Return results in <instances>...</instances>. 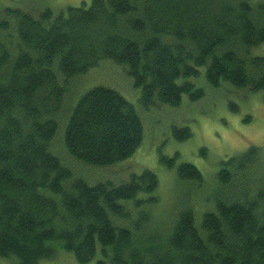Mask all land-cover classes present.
I'll return each mask as SVG.
<instances>
[{
    "label": "trees",
    "instance_id": "1",
    "mask_svg": "<svg viewBox=\"0 0 264 264\" xmlns=\"http://www.w3.org/2000/svg\"><path fill=\"white\" fill-rule=\"evenodd\" d=\"M263 48L264 0L0 10V262L41 264L68 251L95 264H264L263 149L224 159L212 194H200L199 167L177 165L190 192L164 220L153 170L121 182L88 177L89 167L131 157L146 127L119 90L85 85L113 61L147 110L180 106L184 94L197 101L201 83L264 97ZM172 134L186 140L192 131L174 126Z\"/></svg>",
    "mask_w": 264,
    "mask_h": 264
},
{
    "label": "rangeland",
    "instance_id": "2",
    "mask_svg": "<svg viewBox=\"0 0 264 264\" xmlns=\"http://www.w3.org/2000/svg\"><path fill=\"white\" fill-rule=\"evenodd\" d=\"M92 0H0V10L19 8L37 13L45 8L55 12L68 6L89 5ZM264 54V48L261 51ZM111 61V60H110ZM113 62V61H111ZM103 61L97 70L86 77V89L103 84L123 93L135 103L145 122V137L129 158L107 169L88 168V177L110 179L113 182L128 180L132 173H141L145 168L153 170L159 177L156 190L159 203L155 212L162 219H169L176 213L180 204L186 200L188 185L178 176L177 165L190 162L201 169L206 183L200 192L212 194L215 189V174L222 161L229 156L246 151L251 145H258L264 153V97L263 91L247 92L222 83L218 88L203 85L206 95L199 100H191L184 94L180 106L147 110L140 102L141 89L134 85L133 79L121 65ZM202 82V80H201ZM229 101L236 104L231 109ZM249 119V120H247ZM190 127L192 135L186 140L173 136V127ZM162 156L175 158L174 166L169 167ZM208 196V195H206ZM201 200V197H198ZM196 196L194 197V200ZM96 259L80 263L72 252L63 251L58 256L44 260L41 264H95ZM0 264H15L11 259H3Z\"/></svg>",
    "mask_w": 264,
    "mask_h": 264
}]
</instances>
